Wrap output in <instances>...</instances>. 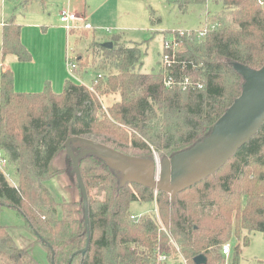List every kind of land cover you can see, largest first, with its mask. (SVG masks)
Wrapping results in <instances>:
<instances>
[{
	"label": "trees",
	"instance_id": "1",
	"mask_svg": "<svg viewBox=\"0 0 264 264\" xmlns=\"http://www.w3.org/2000/svg\"><path fill=\"white\" fill-rule=\"evenodd\" d=\"M45 1L24 0L23 7ZM176 2L187 11L208 0ZM214 3H221L222 9L206 19L204 37L198 32L174 33L169 38L170 32L164 34L163 57L174 53L166 47L172 36L183 50L176 52L174 64L164 66L160 61L150 74L138 68L139 44L120 35L109 41L112 48L93 43L92 52L104 72L93 89L68 79L61 93L49 85L39 93H21L15 90L13 71L2 73L0 151L5 155L2 160L14 166L18 186L0 168V210L18 211L47 249L51 264H167L172 256L176 261L182 256L188 264H197L198 256L206 258L205 264H226L223 247L233 236L240 242L238 257L251 234L264 233V124L215 176L175 198L125 182L124 173L99 154L82 156L79 166L88 196L89 233L74 168L67 173L80 197L62 218L60 204L45 185L58 174L52 172V165L66 152L71 138L92 140L130 158L155 161L157 154L163 162L212 135L243 91L245 79L235 65L255 70L264 66V5L258 0ZM21 35L22 26L12 17L2 31L3 61L10 57L32 61ZM82 65L80 71L88 68ZM166 77L178 83L188 79V84L169 89ZM109 95H119V100L106 113L100 98ZM70 146L76 156L91 148L78 141ZM134 202L155 203L156 214L132 218ZM0 264L39 263L27 248L16 244L8 227L0 226Z\"/></svg>",
	"mask_w": 264,
	"mask_h": 264
},
{
	"label": "rangeland",
	"instance_id": "2",
	"mask_svg": "<svg viewBox=\"0 0 264 264\" xmlns=\"http://www.w3.org/2000/svg\"><path fill=\"white\" fill-rule=\"evenodd\" d=\"M23 1L0 0V23L15 17L22 26L24 39L29 44L26 47L32 54L30 63L37 58L34 67H32L35 70V76L38 75V79H43L49 74L48 71H51L53 76L60 71L63 72L64 69L68 75L67 80L76 81L86 87H91L95 79L104 74L99 69L100 59L96 58L92 52L93 43L104 44L113 39L114 36L120 35L129 43L139 44L142 56L138 68L141 73L150 74L163 59L164 34L170 32L169 36L166 35L169 38L174 33H179L181 36L190 35L192 32L201 33L202 29L206 27V19H211V16L222 9L221 3L215 4L214 0H208L207 4L204 5L190 6L187 11L181 8L176 0H46L44 4L34 2L27 9L23 7ZM64 8L77 14L84 13L94 29L69 34L60 26L59 22V12ZM228 19L230 21L232 18L229 17ZM167 44L166 47H171L174 52L183 50L182 44L178 43L173 36ZM45 58L46 61L43 63L41 59ZM70 58L72 61L73 59L81 61L82 63L79 64H83L82 67L86 64L88 68L80 71V67H78L71 74L67 62V59ZM19 64L21 63L15 57H11L7 62L10 69L13 72L15 70L18 75L19 86L17 89L38 92V88H34L32 85L27 87L22 85L20 77L23 71L18 70L17 66L23 68V65ZM2 65L0 55V79ZM36 81L38 80L36 79ZM43 83L44 86L41 87V90L48 85L53 91L57 87L55 84L52 86L50 80H44ZM64 85L65 83L57 93L63 92ZM118 100L119 95L101 97L103 111L107 113L110 106ZM4 156L3 152L0 151V168L6 171L10 183L18 186V177L14 174V166L8 163L2 165L1 160ZM157 158L161 165L156 154L155 161ZM72 163L69 162L66 152H62L52 165V172L58 174L45 183L60 204L58 214L60 218L65 215L69 207L72 208V201L78 200L80 197L78 188L74 187L76 183L71 180L67 173V170L72 171L74 168ZM67 185L72 186L70 191L65 187ZM96 191H92L94 196ZM155 194L157 193L155 192ZM156 211V204L153 202H134L131 206L132 214L137 217L145 214H156ZM0 226L8 227L16 244L21 248H27L39 264H51L47 249L43 244L37 242L38 236L26 227V220L19 215L17 210L3 207L0 210ZM249 237V245L242 248L238 257L236 247L240 242L235 236L232 237L227 243L230 244L231 254L226 257V264H234L235 259L236 264H264V233H253ZM177 251L179 252V249ZM174 257H169L166 260L167 264H179L181 262V260L176 261Z\"/></svg>",
	"mask_w": 264,
	"mask_h": 264
},
{
	"label": "water",
	"instance_id": "3",
	"mask_svg": "<svg viewBox=\"0 0 264 264\" xmlns=\"http://www.w3.org/2000/svg\"><path fill=\"white\" fill-rule=\"evenodd\" d=\"M104 46L112 48L113 43L107 42ZM235 67L245 79L242 94L218 120L212 135L192 150L164 160L161 165L158 158L155 163L156 161L125 157L120 152L92 140L77 137L67 141L66 152L73 161L84 199L88 233V196L79 166L82 156L88 153L99 154L112 168L124 173L125 182H137L175 198L178 193L215 176L259 132L264 124V66L258 70L241 64H236ZM75 141L83 142L91 148L76 156L70 146ZM87 249L88 246L82 252ZM195 262L205 264L206 258L198 256Z\"/></svg>",
	"mask_w": 264,
	"mask_h": 264
},
{
	"label": "built area",
	"instance_id": "4",
	"mask_svg": "<svg viewBox=\"0 0 264 264\" xmlns=\"http://www.w3.org/2000/svg\"><path fill=\"white\" fill-rule=\"evenodd\" d=\"M258 3L260 5H264V0H258ZM59 20H60V24L61 26L69 33L72 34L74 32H81V31H91L93 30V26L91 25V23L88 20V17L83 13V14H77L74 12H71L69 9L64 8L60 11L59 13ZM208 28L205 27L203 29V31L201 33H199L200 37H204L207 33ZM108 32H110V30H107ZM174 52V51H173ZM176 52L173 53L172 56L166 55L163 57L162 62L164 64V66H171L172 64L175 63L176 61ZM79 59V58H78ZM68 62V69L69 72L72 74L74 73L78 67H79V63L81 61H77L76 59L72 61V59H67ZM102 78L101 75H99L96 79L95 82H98L100 79ZM164 83L165 86L169 89L174 88L176 86H187L188 84V79H186L184 82H177L175 81V79L173 78H165L164 79ZM91 89H93L92 87H90ZM6 161L2 160V165H5ZM156 192V191H155ZM157 193V192H156ZM132 218H135V216L133 215ZM223 254L228 257L231 254V248H230V244H226L223 247ZM162 259H165V256L162 257ZM181 262L179 264H188L187 260L181 256Z\"/></svg>",
	"mask_w": 264,
	"mask_h": 264
},
{
	"label": "crops",
	"instance_id": "5",
	"mask_svg": "<svg viewBox=\"0 0 264 264\" xmlns=\"http://www.w3.org/2000/svg\"><path fill=\"white\" fill-rule=\"evenodd\" d=\"M60 13V12H59ZM15 18V17H14ZM10 20V19H9ZM8 20V21H9ZM15 20H16V18H15ZM6 22L7 21H4V22H1L0 23V26H1V61H2V63H3V65H2V72H1V74L3 73V72H5V71H7V70H11L10 69V67L7 65V62L11 59V57L10 58H7L5 61H3V59H2V31H3V27H4V25L6 24ZM17 22V21H16ZM59 22H60V20H59ZM18 23V22H17ZM19 24V23H18ZM20 25V24H19ZM60 26H61V24H60ZM62 27V26H61ZM63 28V27H62ZM21 39H22V43L25 45V46H29V44L25 41V39H24V34H23V32H22V35H21ZM33 44H35V41H33ZM40 49H41V47H39ZM79 58H80V56H79ZM36 61H37V58L35 59V61H33V62H28V63H22V62H20L21 64H19V65H23V68H22V66H21V68H19L18 66H17V69L18 70H20L21 72L23 71V73L21 74V77H20V82L22 83V85L23 86H25V87H27V86H34V88H38V92H31V91H25V89H17V86H19V81H18V75L16 74V71L14 70V87H15V90L17 91V92H21V93H39V92H42L43 90H41V87H43L44 86V80H50L51 81V84H52V86L55 84V85H57V87H56V89H54V92L55 93H57V92H59V88H61L62 87V85L64 84V83H66L65 82V80H67V74H66V72L64 71V69H63V72H59L58 74H55V75H53L52 76V72L51 71H48V75L46 76V77H44L43 79H38V75H36L35 76V70L34 69H32V67H34V65H35V63H36ZM41 61L43 62V63H45V61H46V58L45 59H41ZM27 65H30V66H27ZM23 69H25V70H23ZM12 71V70H11ZM2 76V75H1ZM36 79L38 80V81H36ZM73 81V80H72ZM74 82H76V81H74ZM77 83V82H76ZM65 86V85H64ZM58 88V89H57ZM28 90H31V89H28ZM64 90V89H63ZM2 161V160H1Z\"/></svg>",
	"mask_w": 264,
	"mask_h": 264
}]
</instances>
